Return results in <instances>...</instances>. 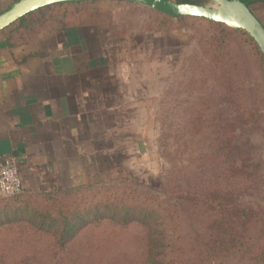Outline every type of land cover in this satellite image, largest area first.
Segmentation results:
<instances>
[{"label":"rangeland","instance_id":"obj_1","mask_svg":"<svg viewBox=\"0 0 264 264\" xmlns=\"http://www.w3.org/2000/svg\"><path fill=\"white\" fill-rule=\"evenodd\" d=\"M121 6L110 8L117 15ZM146 14L139 12L137 26ZM198 30L204 33V28ZM240 46L238 62L264 79L255 49ZM185 53L159 100L147 105L143 121L151 135H144L143 152L124 159L123 169L109 180L66 194L0 197V262L143 264L150 255L148 241L157 239L154 250L164 262L173 258V264H264L263 234L239 226L237 235L233 233L237 239L229 238L222 232L225 208L213 210L205 203L191 221V205L178 197V192L204 195L215 190L219 199L227 196L228 206L252 209L264 222V135L233 119L237 108H248L251 101L233 94L232 110L228 101L215 99L216 93L212 95L203 81L210 76L209 59L200 50ZM226 116L227 128L237 129L229 139L219 133ZM181 207L187 210L181 212ZM64 222L82 232L66 236L78 248L65 255L47 254L45 247L61 241Z\"/></svg>","mask_w":264,"mask_h":264},{"label":"crops","instance_id":"obj_2","mask_svg":"<svg viewBox=\"0 0 264 264\" xmlns=\"http://www.w3.org/2000/svg\"><path fill=\"white\" fill-rule=\"evenodd\" d=\"M16 1L0 0V13ZM250 8L264 25V0ZM113 21L115 35L71 25L9 45L0 33V160L17 162L24 194L75 191L123 169L151 135L147 105L197 50L185 30L147 35L143 21L129 30Z\"/></svg>","mask_w":264,"mask_h":264},{"label":"trees","instance_id":"obj_3","mask_svg":"<svg viewBox=\"0 0 264 264\" xmlns=\"http://www.w3.org/2000/svg\"><path fill=\"white\" fill-rule=\"evenodd\" d=\"M178 4H201L200 0H172ZM122 6L119 8V14H117L125 27L124 30H129L137 26V19L139 12L143 15L146 14V19L143 23V33L147 35L165 33L172 30H185L188 32V38L192 42H196L197 50L202 51L203 55L209 59V70L210 76L205 77L203 80L206 84V88L209 89L211 94H215V99L217 97L221 99V102L228 101L227 106L232 109L233 100L235 103V98L233 94L241 95L244 100L251 101V106L248 108L241 107L237 108V115L234 114L233 119L240 127H251L252 130L262 131L264 135V123L260 122L264 118V79L258 80L254 74L247 72L245 70L244 64H240L237 60V50H240L243 46L240 44H248L250 48L255 49V56L257 59V67L264 66V57L261 56L258 46L255 44L253 39L248 36L244 31L233 30L227 28L226 25L218 24L215 22H210L207 20L192 18V17H172L168 15L161 14L154 10L142 7L137 4L124 1H93V2H78V3H63L56 4L49 7L41 8L37 11L29 13L23 19L13 23L9 27L5 28L3 31L6 36L9 45L24 44L30 42L37 33L45 30L51 29H64L71 25L75 26H85L87 24H106L114 32V35L119 33L115 29L119 27L115 26L113 18L116 12L110 8L111 5ZM137 15H136V14ZM136 15V16H135ZM193 28V29H192ZM204 33L198 29H203ZM120 34H126V31H120ZM234 50V52H233ZM252 70V69H251ZM229 73H232L230 75ZM252 73H254L252 71ZM250 78L252 81H250ZM245 94H241V91ZM240 92V93H239ZM225 95V97L223 96ZM240 96V97H241ZM218 102V101H217ZM201 103V102H200ZM226 106V107H227ZM198 106L195 107V109ZM233 110V109H232ZM242 112L247 116L245 118ZM200 119V118H199ZM228 116L225 118V123L222 126V131L219 133L224 139H229L234 131L237 129H228ZM252 126H251V125ZM242 125V126H241ZM232 138H230L231 140ZM223 148L220 147L219 150ZM229 157V155H227ZM242 163H245L243 161ZM244 170V166L241 167ZM240 171V169H239ZM78 190V189H77ZM76 191V190H75ZM70 192H63L59 194H66ZM178 197L182 198V202H186L191 205L192 212L188 210V216L195 217L196 212L205 207V203L208 204V208L213 210H218V207L225 208L227 214V222H225L224 231L226 235L230 238V235H237L239 226L252 228L255 233H261L264 235V222H260L258 219V214L243 206L229 205L224 200L227 196L218 198V194L215 190L209 191L202 195L200 192H194L193 194L187 195V193L178 192ZM21 195H25L24 192L18 196L11 197L17 198ZM2 198V199H11ZM205 200V202H204ZM234 203V202H233ZM232 203V204H233ZM186 208L181 207V212H185ZM187 210V209H186ZM226 215V214H225ZM194 218H191V221ZM232 225L234 226L232 228ZM65 226L62 234L61 241L58 246H48L44 248V252L47 254L55 255H65L70 251H76L78 246L73 245L75 242L66 238L72 232L73 235L79 234L78 229L75 230L73 227L68 226L67 222L63 223ZM86 226V225H84ZM213 226L216 223L213 222ZM257 226H261L257 228ZM214 228V227H213ZM74 230V231H73ZM216 230V229H215ZM77 231V232H76ZM218 231V230H216ZM234 233V234H233ZM82 232L79 234L81 236ZM78 235V236H79ZM77 236V235H76ZM236 238V236H234ZM234 238V240H235ZM237 239V238H236ZM157 239L148 241L147 247L150 249V255L143 264H173V258L167 262L159 260L158 255L155 253V247L157 246ZM70 243V245H69ZM161 257V255H160ZM198 264L201 263L200 260L197 261ZM193 264L192 262H186L181 264ZM0 264H39L37 262H0ZM51 264V263H46ZM221 264V263H219Z\"/></svg>","mask_w":264,"mask_h":264},{"label":"water","instance_id":"obj_4","mask_svg":"<svg viewBox=\"0 0 264 264\" xmlns=\"http://www.w3.org/2000/svg\"><path fill=\"white\" fill-rule=\"evenodd\" d=\"M109 0H17L0 13V33L29 13L63 3ZM140 5L172 17H192L241 30L253 39L264 57V25L252 12V0H200L201 4H178L172 0H114Z\"/></svg>","mask_w":264,"mask_h":264},{"label":"built area","instance_id":"obj_5","mask_svg":"<svg viewBox=\"0 0 264 264\" xmlns=\"http://www.w3.org/2000/svg\"><path fill=\"white\" fill-rule=\"evenodd\" d=\"M18 164L13 158L0 160V197L11 198L24 192Z\"/></svg>","mask_w":264,"mask_h":264}]
</instances>
